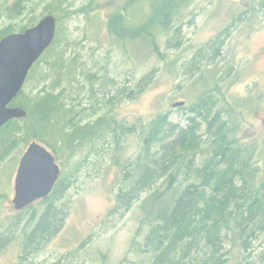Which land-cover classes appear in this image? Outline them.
Masks as SVG:
<instances>
[{"label": "rangeland", "instance_id": "374dc122", "mask_svg": "<svg viewBox=\"0 0 264 264\" xmlns=\"http://www.w3.org/2000/svg\"><path fill=\"white\" fill-rule=\"evenodd\" d=\"M129 1L0 0V32L37 24L50 9L63 16L53 50L24 85L26 96L41 95L72 64L76 83L64 87L74 123L93 124L109 115L136 126L128 134L119 124L115 131L102 129L78 148L56 145L62 183L48 214L54 229L42 238L31 235L50 201L40 199L20 211L13 203L27 147L19 143L2 158L0 264H155L159 252L148 241L151 226L141 206L156 188L165 190L173 182L174 189L177 180L164 175L129 205L118 195L136 171L144 148L141 129L160 114L168 116L171 138L194 128L206 143L208 120L222 111L223 120L236 125L239 141L252 147L254 186L264 180V0H181L164 25L154 28V36L123 43L110 31L109 17L123 10L139 23L153 13L152 0L132 6ZM56 60L64 61L62 68ZM201 98L205 108L212 107L208 117L205 109L202 114L194 110ZM183 100L185 107L173 106ZM203 157L199 153L196 162ZM225 244L224 264H263L258 256L264 252V230L246 247L233 237ZM203 257L204 250L195 251L183 264H207Z\"/></svg>", "mask_w": 264, "mask_h": 264}, {"label": "trees", "instance_id": "16d2710c", "mask_svg": "<svg viewBox=\"0 0 264 264\" xmlns=\"http://www.w3.org/2000/svg\"><path fill=\"white\" fill-rule=\"evenodd\" d=\"M136 1L139 0H130L129 4L132 6ZM180 1L152 0L153 13L139 23L132 22L131 14L117 10L109 17L108 27L123 43L128 42L129 38L133 43L147 38L149 34L154 36V28L164 25L165 19L177 9ZM48 13L57 18V34L30 70L26 81L35 73L40 60L53 50L61 33L63 16L53 9L48 10ZM34 25L35 22L26 25L19 32ZM13 32L16 30H3L0 40ZM56 63L62 68L64 61L56 60ZM72 66L68 64L66 72H60L57 79L46 84L41 95L28 97L23 87L13 100L11 105L23 107L27 115L12 119L0 128V161L19 143L28 147L34 141L41 142L54 153L57 160L58 143L70 149L78 148L88 144L102 129L106 131L113 126L112 131H115L116 124H119L122 134L136 130V126L127 127L109 115L93 124L74 123V110L66 102L68 89L64 87V84L72 86L76 83ZM203 101L201 98L194 110L202 114L205 109L208 117L212 107L205 108ZM221 113L220 110L216 111L212 119L208 120L206 143L201 141L202 136L197 135L194 128L171 138L172 135L166 131L167 114H160L139 133L144 148L136 161V171L120 190L119 202L126 204L138 199L144 190L152 188L164 175H168L170 181L177 180L174 189L171 188L173 182L165 190L156 188L141 206L145 213L144 222L151 226L148 241L153 244L152 251L159 252L155 264H161L165 259L171 261L176 256L177 261L173 260V263L183 264L201 249L204 250L203 258H206L207 264H224L228 238L233 237L246 247L257 233L264 230V180L254 186L257 166L252 159V147L239 141L236 125L223 120ZM199 153L204 157L196 162ZM180 176L182 181H179ZM61 183L60 177L52 193L44 199L50 201L48 211L42 216L31 238L38 234L42 238L45 236L44 231L51 233L54 229L52 217L48 214ZM258 259L264 264V252ZM248 263L255 264H241Z\"/></svg>", "mask_w": 264, "mask_h": 264}, {"label": "water", "instance_id": "95a60500", "mask_svg": "<svg viewBox=\"0 0 264 264\" xmlns=\"http://www.w3.org/2000/svg\"><path fill=\"white\" fill-rule=\"evenodd\" d=\"M58 28L55 15H45L36 25L23 32H13L0 40V128L12 119L24 118L26 110L11 105L23 90L34 64L53 43ZM178 102L174 106H182ZM61 176L54 153L38 141L23 153L15 178L13 203L17 211L47 198Z\"/></svg>", "mask_w": 264, "mask_h": 264}, {"label": "flooded vegetation", "instance_id": "af4514ba", "mask_svg": "<svg viewBox=\"0 0 264 264\" xmlns=\"http://www.w3.org/2000/svg\"><path fill=\"white\" fill-rule=\"evenodd\" d=\"M244 1H245V0H244ZM178 102H185L184 105H182V106H184V107L186 106V101H185V100H183V101H178ZM178 102H176V103H178ZM176 103H174L173 106H174ZM174 107H175V106H174Z\"/></svg>", "mask_w": 264, "mask_h": 264}]
</instances>
